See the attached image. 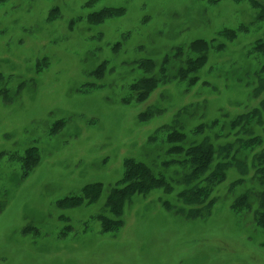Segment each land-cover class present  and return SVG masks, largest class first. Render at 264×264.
<instances>
[{
	"label": "rangeland",
	"instance_id": "1",
	"mask_svg": "<svg viewBox=\"0 0 264 264\" xmlns=\"http://www.w3.org/2000/svg\"><path fill=\"white\" fill-rule=\"evenodd\" d=\"M263 85L264 0H0V264H264Z\"/></svg>",
	"mask_w": 264,
	"mask_h": 264
},
{
	"label": "trees",
	"instance_id": "2",
	"mask_svg": "<svg viewBox=\"0 0 264 264\" xmlns=\"http://www.w3.org/2000/svg\"><path fill=\"white\" fill-rule=\"evenodd\" d=\"M262 87H264V85ZM258 90L260 91L261 89ZM256 118L259 123H263L264 100L260 107L246 112L239 118L233 120L232 125L233 127H244L248 130L250 135L254 137L255 132L251 126ZM183 139L184 137H182V140ZM232 145V143H228L225 146L216 147V145L212 141L208 140V138L200 144L190 145L186 148H183L180 144L175 145L174 149H181L185 152L186 158H188L186 159L187 161H185V164L189 167L186 176L187 182L185 183L188 187L182 192V196L185 198L187 203L198 205L203 203L204 199L208 197L207 194H205V187H202L200 182H198L201 177L207 175L209 178L207 182H211V180H221L224 178V172L230 162L216 163V160L218 157L220 158L225 151L230 152ZM125 178L128 180L125 190L131 187L134 183H143L144 185L140 187V189L148 188L153 184L154 186L162 184V179L155 176L153 169L142 162H129ZM196 209L197 208H192L191 211Z\"/></svg>",
	"mask_w": 264,
	"mask_h": 264
}]
</instances>
